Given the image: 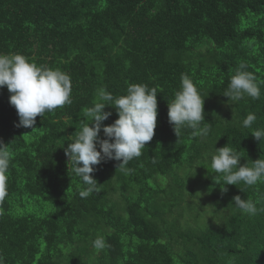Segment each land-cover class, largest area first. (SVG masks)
<instances>
[{
    "label": "trees",
    "instance_id": "16d2710c",
    "mask_svg": "<svg viewBox=\"0 0 264 264\" xmlns=\"http://www.w3.org/2000/svg\"><path fill=\"white\" fill-rule=\"evenodd\" d=\"M0 54L66 73L72 101L17 127L0 88V143L11 154L4 264H264V180L225 185L211 168L224 146L239 151V166L264 159V141L251 136L264 129V84L256 100L224 96L241 63L264 81V0H0ZM182 74L204 99L206 136L177 137L169 124ZM129 84L157 90L154 137L123 169L116 160L94 166L98 191L81 198L64 149L98 90L119 97ZM104 111L110 126L114 104ZM249 113L257 120L245 128ZM237 195L256 214L235 208ZM97 236L107 248L93 247Z\"/></svg>",
    "mask_w": 264,
    "mask_h": 264
},
{
    "label": "clouds",
    "instance_id": "9594fccd",
    "mask_svg": "<svg viewBox=\"0 0 264 264\" xmlns=\"http://www.w3.org/2000/svg\"><path fill=\"white\" fill-rule=\"evenodd\" d=\"M261 84L264 81H258L247 70V65L241 63L230 78L224 96L232 101H238L245 95L256 100L261 94ZM4 87L10 93L9 103L19 118L17 127L33 128L38 116L52 113L72 102L70 77L66 73L45 65L38 66L22 54H0V88ZM157 94L156 88H150L147 84H129L126 94L119 97H114L105 89L98 90V102L87 108L80 130L70 136L71 142L64 149L68 166H71L74 177L82 185L79 192L81 198H88L98 191L99 186L91 175L94 166L104 160H116L122 161L118 169H123L134 158L142 155L145 145L154 137L158 115ZM110 104H114L118 119L110 126H103V122L112 115L104 111ZM203 105L204 99L193 80L187 74H182L180 90L168 103L169 124L173 126L177 137L183 129H191L192 136L207 135L208 128L201 127L206 124ZM256 120V114L249 113L243 119V126L252 128ZM101 131L104 139L100 138ZM251 136L261 143L264 141V129H253ZM10 158L8 146L0 143V201L8 195ZM241 158L239 151L228 146L214 149L211 168L215 173L224 175L225 185L236 186L243 182L251 187L264 180V159L251 161V166L248 163L239 166ZM226 191L224 187L222 192ZM233 206L250 215L257 212L253 200L241 199L239 195L233 197ZM93 247L103 250L108 245L103 236H97ZM0 264H4L2 256Z\"/></svg>",
    "mask_w": 264,
    "mask_h": 264
}]
</instances>
